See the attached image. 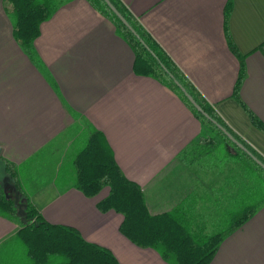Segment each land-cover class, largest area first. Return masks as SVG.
I'll list each match as a JSON object with an SVG mask.
<instances>
[{"label": "crops", "instance_id": "1", "mask_svg": "<svg viewBox=\"0 0 264 264\" xmlns=\"http://www.w3.org/2000/svg\"><path fill=\"white\" fill-rule=\"evenodd\" d=\"M118 1L226 126L264 159V133L233 98L240 61L225 30L231 4L228 31L247 71L241 99L264 122V0ZM53 3L28 52L14 37L10 5L0 0V159L18 167L23 191L47 222L78 230L120 264H168L122 235L120 214L98 210L109 191L89 198L75 187L72 162L92 133L104 135L126 177L142 188L150 214L182 205L191 231L201 237L218 232L247 203L244 168L210 158L193 165L179 160L204 133L200 121L171 90L135 74L133 51L88 1ZM231 163L243 181L240 171L229 170ZM193 197L207 201L216 232L194 230L188 219ZM20 226L0 217V264ZM210 264H264V204L222 242Z\"/></svg>", "mask_w": 264, "mask_h": 264}, {"label": "trees", "instance_id": "2", "mask_svg": "<svg viewBox=\"0 0 264 264\" xmlns=\"http://www.w3.org/2000/svg\"><path fill=\"white\" fill-rule=\"evenodd\" d=\"M6 1L14 19V37L22 48L29 52L40 35L41 24L50 17L54 9L53 0ZM86 1L112 24L118 36L131 48L135 55V74L151 77L171 90L206 130L198 140L191 142L180 152L179 160L193 165L209 155H221L213 157V160L239 164L244 168L249 182L245 187L248 192L247 203L232 211L229 221L225 222L218 232L201 237L191 231L186 222L187 211L182 205L168 213L150 214L142 188L126 177L104 135L94 131L72 162L76 176L75 187L89 198H94L108 189V195L97 205L98 210L102 213L113 211L120 214L123 217L120 232L134 245L157 251L168 264H210L222 242L244 226L264 204V169L233 143L216 124L198 112L176 81L214 121L226 128L261 162L264 163V159L226 126L218 113L120 1L110 0L138 36L118 18L104 0ZM229 10L231 11V4L225 15L227 40L231 51L240 61L233 98L246 110L253 126L264 133V122L241 99V89L247 71L245 57L236 48L228 31ZM4 162L8 177L13 180V186L20 193L24 215L20 216L15 197L6 193L5 186L0 184V217L21 222L16 237L25 246L31 264H120L108 249L87 241L78 230L47 222L23 191L18 167L11 162Z\"/></svg>", "mask_w": 264, "mask_h": 264}, {"label": "rangeland", "instance_id": "3", "mask_svg": "<svg viewBox=\"0 0 264 264\" xmlns=\"http://www.w3.org/2000/svg\"><path fill=\"white\" fill-rule=\"evenodd\" d=\"M205 132H206V130L204 131V133ZM83 138H84V140L86 139L85 136H83ZM82 141L83 140L81 139L80 142L76 144V145H78L77 146L78 148H82L83 145H80V143H82ZM68 157H72L71 152L68 155ZM207 158H210V160L213 159V157H207ZM204 162L209 163L208 161H204ZM234 165L231 163L229 170L230 171L231 170L232 171H240V178L239 179L241 182V181H243V176H242L243 172L241 173L242 170L239 167H237L236 165L235 166ZM66 167H68L67 164H66ZM199 167L201 169H206V167H204V166H199ZM216 181L218 184L219 179H217ZM223 181H224V178L221 180V182L219 184H222ZM8 182L9 181L7 180L4 189L6 190V193L10 194L11 197L14 198L15 197L14 188L12 186H10V184H8ZM203 184H204V182H203ZM104 191L106 193L109 190L105 189ZM104 191H103V193H104ZM200 191L196 195L197 198L201 195L202 191L201 192ZM196 197H193L194 202H193V205H191V211H189V213H188V219H191V222L193 221L194 223H196V229H194V230H196L198 232L201 231V232L206 233V234H212V233L216 232L218 228H217L216 224L215 225L212 224L213 220L211 219V217H208L209 212H211V211L207 210V206H206L207 201H205V199H204V201L202 200L200 202H197ZM211 216H213V215H211ZM8 246L11 248V251L8 252V254L4 255V257L2 259L3 261L6 262V264H31V262L27 258L26 248L20 240H18L16 238L14 240V242L6 245L4 250H2V254L6 252V250L8 249Z\"/></svg>", "mask_w": 264, "mask_h": 264}, {"label": "water", "instance_id": "4", "mask_svg": "<svg viewBox=\"0 0 264 264\" xmlns=\"http://www.w3.org/2000/svg\"><path fill=\"white\" fill-rule=\"evenodd\" d=\"M107 5L110 7V9L118 16V18L136 35L137 33L135 32V30L130 26V24L126 21V19L122 16V14L117 10V8L112 4V2L110 0H104ZM165 70H167L165 68ZM171 77H173L171 75ZM176 84L179 86V88L183 91V93L185 94V96L187 97V99L190 101V103L195 107V109L200 112L201 114H203L207 119L211 120L214 124H216L219 129L226 134V136L233 142L235 143L240 149H242L244 152H246L258 165H260L263 169H264V163L261 162L256 156H254L242 143H240L230 132H228V130L226 128H224L223 126H221L220 124H218L216 121H214L202 108L201 106L195 101V99L187 92V90L176 81ZM7 167L6 164L3 160L0 159V184L4 187L6 185L7 180L9 181L8 184H10V186H12L14 188V192H15V204L16 206H18L19 208V214L20 216L24 215L23 212V206L21 203V198H20V193L18 191V189L13 186L14 182L12 179H10L7 175V171H6Z\"/></svg>", "mask_w": 264, "mask_h": 264}]
</instances>
